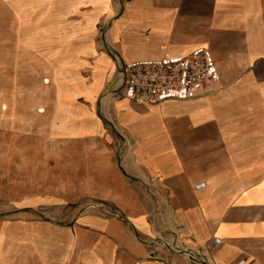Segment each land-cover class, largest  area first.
<instances>
[{
  "label": "crops",
  "instance_id": "1",
  "mask_svg": "<svg viewBox=\"0 0 264 264\" xmlns=\"http://www.w3.org/2000/svg\"><path fill=\"white\" fill-rule=\"evenodd\" d=\"M92 1L68 0L64 12L94 48L89 65L101 60L93 106L79 96L87 104L70 109L93 132L69 134L58 120L52 134L79 147L46 158L62 187L0 194V264H264V0ZM200 47L217 68L210 90L157 104L104 95L125 64ZM86 199L122 220L59 221Z\"/></svg>",
  "mask_w": 264,
  "mask_h": 264
},
{
  "label": "rangeland",
  "instance_id": "2",
  "mask_svg": "<svg viewBox=\"0 0 264 264\" xmlns=\"http://www.w3.org/2000/svg\"><path fill=\"white\" fill-rule=\"evenodd\" d=\"M67 1L45 0L19 11L13 0H0V194L7 200L20 190L26 193L40 185L58 183L62 187L63 171H51L46 158L73 154L79 148L77 143H65L51 131L58 122L54 118L57 89L67 87L70 79L68 74L54 76L57 67L50 65V54L85 39L80 21L64 12ZM88 67L75 73L87 80ZM116 80L119 83L114 88L113 73L104 95L121 87V74ZM61 102L68 100L62 98ZM69 103V111L80 103L87 104L81 98ZM79 205H70V217L59 212V221L65 222L76 213L111 212L97 200L86 199ZM153 215L160 217L157 211L152 212V218L157 219ZM161 216L164 218L163 212ZM164 247L171 248L167 243Z\"/></svg>",
  "mask_w": 264,
  "mask_h": 264
},
{
  "label": "built area",
  "instance_id": "3",
  "mask_svg": "<svg viewBox=\"0 0 264 264\" xmlns=\"http://www.w3.org/2000/svg\"><path fill=\"white\" fill-rule=\"evenodd\" d=\"M122 74L121 87L114 95L149 104L206 92L210 90L211 83L218 80L211 53L203 47L182 56L130 62L125 64ZM103 214H111L122 220L113 211Z\"/></svg>",
  "mask_w": 264,
  "mask_h": 264
},
{
  "label": "bare ground",
  "instance_id": "4",
  "mask_svg": "<svg viewBox=\"0 0 264 264\" xmlns=\"http://www.w3.org/2000/svg\"><path fill=\"white\" fill-rule=\"evenodd\" d=\"M17 10L21 11L24 6L39 5L45 0H13ZM80 0H78L79 2ZM91 4H95L94 1L89 0ZM72 5V4H71ZM99 12L101 10H98ZM86 24L91 28L94 24V18H88ZM89 28H85L89 30ZM43 32V31H42ZM95 51L91 43L77 42L73 44H67L65 49L61 52H51L50 65L55 66L54 76H69L70 83L63 89H57L56 92V113L54 118L60 121L58 127L68 131L69 134H80L93 132L94 125L91 122L84 121L77 114H70L69 102L76 101L79 96H84L85 100L89 101V105L93 106L94 94L99 90L102 85L103 77L99 73L101 62L100 59H94L93 63L89 65V77L86 80L84 77H79L78 73L73 72L69 68H77L80 63L89 64L86 60V56L94 55ZM55 61V62H54ZM71 72V74H70ZM62 98L68 100L67 103H62ZM78 106V105H77ZM63 112L68 115H63ZM70 124V125H68ZM92 264H103L99 260H93Z\"/></svg>",
  "mask_w": 264,
  "mask_h": 264
}]
</instances>
